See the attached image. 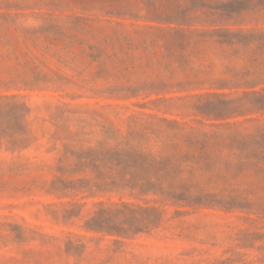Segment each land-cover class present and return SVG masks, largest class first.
I'll list each match as a JSON object with an SVG mask.
<instances>
[{
	"label": "rangeland",
	"instance_id": "obj_1",
	"mask_svg": "<svg viewBox=\"0 0 264 264\" xmlns=\"http://www.w3.org/2000/svg\"><path fill=\"white\" fill-rule=\"evenodd\" d=\"M173 8V0H0V264H264L263 183L238 178L219 195L170 203L92 188L75 157L59 161L62 144L80 151L129 125L264 126V110L203 115L216 98L175 86L180 54L217 76L224 63L247 61L225 59L231 51L212 42L181 47L179 26L167 21ZM148 76L174 86L128 95ZM11 96L28 116L10 122ZM120 202L143 209L111 204Z\"/></svg>",
	"mask_w": 264,
	"mask_h": 264
},
{
	"label": "trees",
	"instance_id": "obj_2",
	"mask_svg": "<svg viewBox=\"0 0 264 264\" xmlns=\"http://www.w3.org/2000/svg\"><path fill=\"white\" fill-rule=\"evenodd\" d=\"M173 3V10L166 16L169 23L179 26L173 30L181 47L192 41L212 42L231 51L229 55L224 53L225 59L240 57L247 61L240 67L224 63L225 76H217L212 64L200 61L194 66L189 57L180 54L173 61L179 64L177 70L184 79L175 86L206 89L196 96L216 98L206 101L208 110H200L203 115L237 109L264 110V0H173ZM148 77L128 87V95L174 86L156 76ZM231 94L238 97L228 99ZM10 98L3 109L10 122L30 114L24 103L16 101L18 96ZM108 133L95 146H81L80 151L62 144L59 161L75 157L76 164L90 171L92 188L131 198L153 196L162 202L179 203L219 195L215 189L238 178L264 184V126L205 132L170 121L166 126L129 125L125 132ZM54 135L48 139L53 145ZM111 204L129 210L143 209L131 202Z\"/></svg>",
	"mask_w": 264,
	"mask_h": 264
}]
</instances>
